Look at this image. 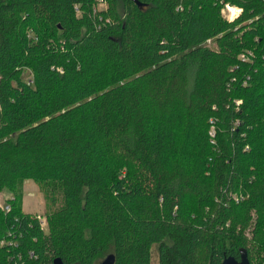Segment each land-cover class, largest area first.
Masks as SVG:
<instances>
[{"label":"trees","instance_id":"16d2710c","mask_svg":"<svg viewBox=\"0 0 264 264\" xmlns=\"http://www.w3.org/2000/svg\"><path fill=\"white\" fill-rule=\"evenodd\" d=\"M98 1L0 0V264H264V0Z\"/></svg>","mask_w":264,"mask_h":264},{"label":"rangeland","instance_id":"374dc122","mask_svg":"<svg viewBox=\"0 0 264 264\" xmlns=\"http://www.w3.org/2000/svg\"><path fill=\"white\" fill-rule=\"evenodd\" d=\"M98 5H104L102 3H98ZM232 8V9H230ZM229 9V10H228ZM228 9H222L221 12L228 16L230 15L231 12L235 13V8L234 7H229ZM206 44L212 45L210 41H205ZM21 192H22V197L20 199V203L22 206V209L25 213H30L31 215H34L36 218L40 219L41 221V227L42 229L46 230V224L47 220L45 219V215L54 210L58 204H50L49 201H47L43 196L44 193L43 191H40L35 184V182L31 179L24 180L23 183L21 184ZM7 198L10 197V193L7 192L6 190H1L0 191V205H3L4 201ZM151 257H152V263L151 264H156L157 259L155 257L154 253V247L151 249Z\"/></svg>","mask_w":264,"mask_h":264},{"label":"water","instance_id":"95a60500","mask_svg":"<svg viewBox=\"0 0 264 264\" xmlns=\"http://www.w3.org/2000/svg\"><path fill=\"white\" fill-rule=\"evenodd\" d=\"M240 257L239 259L234 258L233 256L224 257L222 261H220V264H250L247 254L244 250H239ZM53 264H63L62 261H60L59 258H54ZM114 259L112 254H107L102 261H100L99 264H113Z\"/></svg>","mask_w":264,"mask_h":264},{"label":"built area","instance_id":"2783aa9c","mask_svg":"<svg viewBox=\"0 0 264 264\" xmlns=\"http://www.w3.org/2000/svg\"><path fill=\"white\" fill-rule=\"evenodd\" d=\"M98 2L104 4V1H103V0H99ZM228 8H229V6L226 5V7H225L224 9H228ZM234 8H235V7H234ZM228 10H229V9H228ZM234 12H235V13H233V12L230 13L229 18H231L233 15H235V14L238 12V9L235 8V11H234ZM27 79H28V80H27L28 83H31V82H32V79H31L30 77H28ZM210 134H213V132L211 131ZM6 209H9V206L6 205ZM40 222H41V221H40ZM1 243H3L2 240L0 241V245H1Z\"/></svg>","mask_w":264,"mask_h":264},{"label":"bare ground","instance_id":"6f19581e","mask_svg":"<svg viewBox=\"0 0 264 264\" xmlns=\"http://www.w3.org/2000/svg\"><path fill=\"white\" fill-rule=\"evenodd\" d=\"M230 7V6H229ZM233 7V6H232ZM230 9H232V8H230ZM233 10V9H232Z\"/></svg>","mask_w":264,"mask_h":264}]
</instances>
